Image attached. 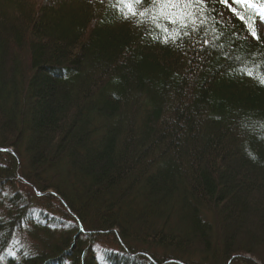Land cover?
Listing matches in <instances>:
<instances>
[{
	"label": "trees",
	"instance_id": "trees-1",
	"mask_svg": "<svg viewBox=\"0 0 264 264\" xmlns=\"http://www.w3.org/2000/svg\"><path fill=\"white\" fill-rule=\"evenodd\" d=\"M207 2L202 48L108 0H0V264H264V87L224 57L264 44Z\"/></svg>",
	"mask_w": 264,
	"mask_h": 264
},
{
	"label": "snow or ice",
	"instance_id": "snow-or-ice-1",
	"mask_svg": "<svg viewBox=\"0 0 264 264\" xmlns=\"http://www.w3.org/2000/svg\"><path fill=\"white\" fill-rule=\"evenodd\" d=\"M101 3H104V0H101ZM108 3L116 8L123 20H132L137 27L151 23L156 31H150L149 35L154 41L158 40L164 45L171 43L173 47H177V42L180 41L179 46H182L184 39L190 38L193 39L195 47L201 44V41L194 39L193 34L203 33L207 36L210 31L213 40H220L224 35V32L216 27L223 25L224 21L212 15L215 9L209 8L207 0H108ZM213 3L225 6L232 17L242 24L248 35L264 44L258 35L257 26L258 21L260 25H264V0H213ZM140 5L145 6L140 8ZM238 35L236 32L232 33L233 38H238ZM210 44L212 41L203 39L201 47L206 48ZM213 47L223 49L225 45L213 44ZM255 55L253 54L254 57ZM224 57L236 61L235 67L229 69L228 75L248 77L258 86L264 87V60L253 62L239 55L230 57L227 53H224ZM261 128H264V124H261ZM258 138L264 141V134ZM248 154L255 158L250 151Z\"/></svg>",
	"mask_w": 264,
	"mask_h": 264
},
{
	"label": "rangeland",
	"instance_id": "rangeland-1",
	"mask_svg": "<svg viewBox=\"0 0 264 264\" xmlns=\"http://www.w3.org/2000/svg\"><path fill=\"white\" fill-rule=\"evenodd\" d=\"M47 2L48 0H42V2ZM229 2H231V0H229ZM219 13H220V16L223 18V19H230L232 14L230 11L227 10V8H225V6L223 5H219ZM221 13L223 15H221ZM257 26H258V33H260L261 36H264V25H260L259 24V21L257 22ZM242 34L247 36V37H250L252 38L250 35H248V33L245 31V30H242ZM11 150L14 151L13 148H10Z\"/></svg>",
	"mask_w": 264,
	"mask_h": 264
}]
</instances>
